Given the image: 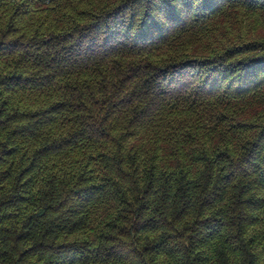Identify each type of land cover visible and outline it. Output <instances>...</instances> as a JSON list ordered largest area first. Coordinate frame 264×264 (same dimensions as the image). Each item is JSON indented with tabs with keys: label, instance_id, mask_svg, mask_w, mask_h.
<instances>
[{
	"label": "trees",
	"instance_id": "obj_1",
	"mask_svg": "<svg viewBox=\"0 0 264 264\" xmlns=\"http://www.w3.org/2000/svg\"><path fill=\"white\" fill-rule=\"evenodd\" d=\"M0 264H264V0H0Z\"/></svg>",
	"mask_w": 264,
	"mask_h": 264
}]
</instances>
